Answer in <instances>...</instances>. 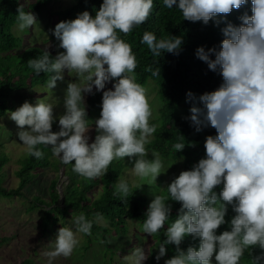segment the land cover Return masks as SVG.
<instances>
[{
	"label": "clouds",
	"instance_id": "obj_1",
	"mask_svg": "<svg viewBox=\"0 0 264 264\" xmlns=\"http://www.w3.org/2000/svg\"><path fill=\"white\" fill-rule=\"evenodd\" d=\"M248 0H163V5L177 8L183 20L215 23L224 21L234 9ZM153 8V0H102L95 15L85 10L75 19L58 22L52 34L63 51L52 56L48 48L28 60L34 74L50 73L47 88H55L65 73L76 78L65 90L64 112L54 115L49 99L23 102L8 111L15 122L17 136L26 155L42 159L38 147L51 149L52 157L86 180L105 175L113 160L125 157L133 163L134 177L155 183L165 173L158 152L149 154L146 145L157 125L150 124L153 107L147 90L136 82V57L129 43L118 36L127 35L143 24ZM251 15L239 17L241 23H226L218 46H200L195 56L217 73L222 82L213 91L195 97L188 117L195 131L212 127L216 135L205 138V155L183 170L167 185L168 197L153 194L140 231L150 236L165 229L172 205L178 202L176 218L167 225L158 247V262L166 254V246H175V255L164 264H240L246 250L258 248L251 264H264V0H251ZM16 28L24 32L37 23L31 11L17 8ZM182 37L157 38L144 31L140 43L146 44L153 56L167 52L178 54ZM152 76H160L159 68L149 67ZM114 81L106 89V83ZM95 90V91H94ZM102 92L99 118L90 125L85 97ZM88 102V101H87ZM58 121V131H52ZM95 126V138L89 143L88 130ZM27 126V127H25ZM178 152L185 143H175ZM74 162V163H73ZM133 185L135 182L133 181ZM140 184L138 188L141 187ZM219 191L217 192V188ZM130 184L123 176L116 182L113 195L128 198ZM229 206L233 215L226 220ZM73 227L62 226L50 250L51 260L70 257L80 244L78 234L91 235L93 224L108 227V221L97 212L92 219L83 212L71 215ZM226 225L218 233V229ZM198 239V245L181 248L186 237ZM214 257V260H213ZM149 258L143 246L135 247L123 259L125 264H145Z\"/></svg>",
	"mask_w": 264,
	"mask_h": 264
},
{
	"label": "trees",
	"instance_id": "obj_2",
	"mask_svg": "<svg viewBox=\"0 0 264 264\" xmlns=\"http://www.w3.org/2000/svg\"><path fill=\"white\" fill-rule=\"evenodd\" d=\"M51 0H37L26 6L21 0H0V118L7 117L8 111L15 110L11 104L10 97L14 92L23 89H31L37 85H47L50 73H40L35 75L28 66V60L38 57L42 52L34 48H27L18 52L21 39L13 31V26L17 23V8L22 5L24 10L39 12ZM102 0H76V2L65 9L58 10L55 15L58 22L75 19L76 16L87 10L90 15H95ZM247 13L251 15V0L240 9H234L226 16L224 21L215 23L212 20L207 25L202 22H190L183 20L181 12L175 8L168 9L163 5V0H153V8L147 20L132 29L127 35L118 32V36L129 43L133 54L136 57L137 66L135 68L136 82L145 85L150 79L157 82V95L162 101L158 118L152 120L150 124H156L157 128L151 142L146 148L152 152L155 150L163 159L181 160L182 171L189 170L193 164L205 155L204 142L208 135L215 136L216 130L212 127L195 131L191 126L188 117L191 115L190 108L192 101L187 97L191 92L195 97L205 92H210L218 88L222 82L221 77L208 69L206 63L195 56V50L203 46L208 48L218 46L223 39L221 29L226 23L239 25V17ZM144 31L152 32L157 38H168L172 36L182 37V45L178 54L162 52L161 56H153L146 44L140 43ZM159 68L160 76H152L149 67ZM102 92H96L88 99V105L93 108L98 116L101 111ZM2 125L0 124V128ZM93 134L89 135V143L92 142ZM185 143L181 151H176L172 145L175 143ZM44 153L42 159H36L25 154L22 148L19 153L14 149L8 152L3 146L0 152V195L10 198L21 196L25 188L33 182L40 171L48 168L53 171L48 186V196L35 195L31 199L29 210L42 206L41 228L43 232L56 231L57 226L67 227L68 218L73 214L83 212L88 219H92L94 214L101 213L108 221V227H101L93 224L92 234L85 235L83 249L87 252L92 248L95 240L104 242L106 256L114 255V248L110 246V239L107 236L112 233V229L118 232L119 236L129 231L127 224L141 225L144 213L148 204L153 199L148 194L146 188H138V184L133 185L131 181L128 198L123 201L113 195L116 182L123 176L129 161L126 158L113 160L108 167V172L94 180H86L72 171V165H62L59 160L52 157L51 149L44 145L38 146ZM14 155V157H13ZM15 161L18 168L13 170V174L18 179L17 188H7L3 185L4 178L9 173V163ZM74 163V162H73ZM64 167V176L68 178L67 183L60 189L61 169ZM155 183H151L158 193L163 197H168L167 185L163 186V177L159 175ZM146 182V181H145ZM219 191V187L216 189ZM172 205L169 220L165 222V229L177 216L180 205L178 202L169 201ZM233 215L229 206L226 220ZM226 225L218 229V233L224 230ZM165 229H160L153 234L151 254L155 255L160 243L164 239ZM189 245L197 246L198 239L193 240L186 237L181 244L182 249ZM108 248V249H107ZM260 249L254 248L246 250L241 257L240 264H251V255H258ZM175 255V246L167 245L165 258L169 259ZM21 264H40L33 258L24 259Z\"/></svg>",
	"mask_w": 264,
	"mask_h": 264
},
{
	"label": "rangeland",
	"instance_id": "obj_3",
	"mask_svg": "<svg viewBox=\"0 0 264 264\" xmlns=\"http://www.w3.org/2000/svg\"><path fill=\"white\" fill-rule=\"evenodd\" d=\"M37 0H21L22 4L29 6ZM76 0H51L43 9L39 12L30 10L36 17L37 23L20 32L16 28V24L13 26L12 31L20 37L21 45L17 49L18 52H22L27 48H34L42 52L48 48L50 54L55 56L58 52L63 51L58 47L59 41L52 34V29L58 23V17L55 12L67 8L73 5ZM75 77L73 73H65L64 79L57 81L55 88L49 90L45 85H37L31 89H23L19 92H14L10 97V102L15 106V109L19 107L23 102L35 103L37 99L46 98L49 99L54 105V115L59 116L64 112L63 100L65 90L69 82H74ZM114 81L106 83V89L112 87ZM143 87L147 90V96L149 103L153 107V118L149 120V123L158 118L162 101L157 95L158 84L155 80L150 79ZM95 91V90H94ZM91 95L85 97L86 111L88 114L89 124L91 125L98 116L94 113L93 108L88 105V99ZM0 152L2 147L5 146L8 152H12L14 149L19 153L23 146L19 141L17 132L18 126L14 121L7 117L0 118ZM27 127V126H25ZM58 121L53 123L52 131H58ZM93 134L92 141L95 138V126L93 125L87 132V135ZM153 137V136H152ZM151 137V138H152ZM149 151V150H148ZM151 151H149V154ZM14 157V155H13ZM128 161L129 159L125 157ZM161 159L164 161L165 168H168L165 173L160 174L163 177V186L169 184L171 180L179 175L182 171L183 163L181 160ZM18 163L12 161L9 163V173L4 178L3 185L7 188H17L18 179L13 174V170L18 168ZM133 163L129 161L123 177L135 184L141 185L146 188L148 194L153 197V194L158 193V189H155L151 184L147 185L145 181L140 180L139 177H134L131 173V167ZM61 174L64 167L60 166ZM53 176V171L48 168H44L40 171L38 177L31 182L26 188L25 192L21 196H14V198L0 195V264H21V262L30 257L37 263L49 264V258L44 253L50 250L51 242L56 238L57 231L62 226H57L56 231L43 232L41 228L42 206L29 210L31 199L35 195L48 196V186L50 179ZM159 177V176H158ZM159 180V178L157 179ZM68 178L61 177L60 189L67 183ZM68 218L67 227H73ZM126 233L118 235L119 233L112 229V233L107 236L110 239V246L114 248V255L107 254L104 246V242L101 240H95L91 249L87 252L84 251L83 245L86 240L85 235L78 234L80 244L74 250L70 257L57 256L51 260V264H125L124 257L129 255L132 250L137 246H143L149 258L145 261V264H164L165 257H162L158 262L155 257L158 254H151V245L153 244L152 237L146 233L140 231V225L127 224ZM108 249V248H107ZM214 260V257H213ZM215 264V262H214Z\"/></svg>",
	"mask_w": 264,
	"mask_h": 264
},
{
	"label": "water",
	"instance_id": "obj_4",
	"mask_svg": "<svg viewBox=\"0 0 264 264\" xmlns=\"http://www.w3.org/2000/svg\"><path fill=\"white\" fill-rule=\"evenodd\" d=\"M63 173H64V170H63ZM63 173H62V174H63ZM61 176H62V175H61Z\"/></svg>",
	"mask_w": 264,
	"mask_h": 264
}]
</instances>
